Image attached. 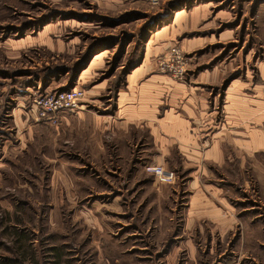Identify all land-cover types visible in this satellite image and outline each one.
Masks as SVG:
<instances>
[{
    "label": "rangeland",
    "instance_id": "obj_1",
    "mask_svg": "<svg viewBox=\"0 0 264 264\" xmlns=\"http://www.w3.org/2000/svg\"><path fill=\"white\" fill-rule=\"evenodd\" d=\"M74 87L81 113L37 117ZM263 92L264 0H0V264H264Z\"/></svg>",
    "mask_w": 264,
    "mask_h": 264
},
{
    "label": "built area",
    "instance_id": "obj_2",
    "mask_svg": "<svg viewBox=\"0 0 264 264\" xmlns=\"http://www.w3.org/2000/svg\"><path fill=\"white\" fill-rule=\"evenodd\" d=\"M152 6H161L169 0H148ZM163 64V62H162ZM164 66L175 78H180L185 71L183 56L179 49L172 47L167 55ZM85 98V91L80 87L56 90L33 101L34 111L39 119L54 120L59 114L71 113L78 110ZM151 172L159 183H173L175 173L162 165H150Z\"/></svg>",
    "mask_w": 264,
    "mask_h": 264
},
{
    "label": "crops",
    "instance_id": "obj_3",
    "mask_svg": "<svg viewBox=\"0 0 264 264\" xmlns=\"http://www.w3.org/2000/svg\"><path fill=\"white\" fill-rule=\"evenodd\" d=\"M178 1H181V0H169L168 2L162 4L161 7L164 5H166V6L167 5L168 6L174 5V3H177ZM176 15H175V17H176ZM126 101L127 100L124 99L122 96L118 97V109L116 110L114 117H116L122 110H123V112H125L127 110L129 105H126L124 103ZM88 102H89V100L86 96L82 102L81 107L74 112L78 113V114L81 113L88 106L87 105ZM142 104L143 103H138L137 105H132L131 107H129L130 111L134 107V111L132 112L131 120L135 121L136 125H140V123H143L141 125V127H143V126L144 127H150L149 132L151 133L152 137L155 138V136H156V138H159V140H161L163 137L161 134H162V130L164 127L170 128L171 130L174 128H177V129H175V131H179V128H181V126L183 125V121L178 116V114H173L171 112H168V110H167V112L165 114L160 113V115H159L157 107H154L151 110H146V109H143L142 107H139ZM260 106L264 107V92H263V97H262V104L260 105L258 103V111H259ZM126 119L128 120V118H126ZM179 134H181V136H182L181 139H183V142H185V140H184L185 134L181 131H179ZM188 135L191 137V134L188 133ZM250 137H251L250 144H249L250 147L258 150L257 149L258 145L264 144V137L261 136L260 129H257V128L251 129ZM186 138H187V140L191 139L189 137H186Z\"/></svg>",
    "mask_w": 264,
    "mask_h": 264
}]
</instances>
